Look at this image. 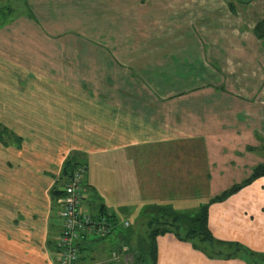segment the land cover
Masks as SVG:
<instances>
[{
  "label": "crops",
  "instance_id": "0c3cea01",
  "mask_svg": "<svg viewBox=\"0 0 264 264\" xmlns=\"http://www.w3.org/2000/svg\"><path fill=\"white\" fill-rule=\"evenodd\" d=\"M167 1L158 0L157 6L169 9L175 4L190 16L188 28L195 31L191 44L199 41V27L214 21L216 14L223 22L238 20L231 21L230 28L244 31L243 39L230 45L233 54L230 47H222V61L210 60V43L202 39L204 50L193 58L196 69L184 63L189 54L180 49L179 65L190 71L186 86L163 82L134 91L132 82L124 80L127 85L122 86L118 76L105 77L107 85L97 79L95 85L84 79L72 84L64 64L62 69L53 63L45 69L25 68L22 63L38 62L39 56L20 46L18 63L11 58L9 63L15 64L10 67L2 62V32L14 29L24 14L0 28V126L9 134V141L0 142V264H59L60 202L65 196L56 191H63L64 169L71 159L86 167L84 213L108 218L114 230L106 239L82 231L79 264H119L120 252L131 253L125 236L131 237L132 227L148 237L149 223L162 221L166 213L194 215L206 205L215 247L174 232L159 233L156 264H264V176L252 180L264 164V38L255 32L264 23V0ZM28 10L29 25L41 23L32 8ZM249 41L258 51L252 65L245 66L252 71L232 73L231 66L240 69L247 57L236 49L237 42L245 46ZM107 58L141 72L136 57L109 54L100 60ZM151 58L140 60L149 63ZM168 58L158 60L161 77L168 76ZM199 67L217 83L191 84L188 77ZM17 68L20 75L15 74ZM231 76L239 80L235 87L228 86ZM96 157L110 160L109 168L97 171L109 172V188H90L88 173ZM184 157L205 159L202 177L196 161ZM121 213L129 217L122 220Z\"/></svg>",
  "mask_w": 264,
  "mask_h": 264
},
{
  "label": "rangeland",
  "instance_id": "374dc122",
  "mask_svg": "<svg viewBox=\"0 0 264 264\" xmlns=\"http://www.w3.org/2000/svg\"><path fill=\"white\" fill-rule=\"evenodd\" d=\"M170 1L175 3L178 0H168L167 3ZM157 3L158 0H0L2 29L12 23L10 21L14 18L24 14V17L14 25V29L10 26V29L13 30L6 27V30L2 32V62L13 66L15 63H9L10 59L14 58L17 61L15 56L18 54V47L20 46L24 48L25 52L39 56L38 62L26 61V63H22L25 68L27 67L28 70L45 69L49 63H53L56 65V69H62L60 66L64 64L70 71L72 84L74 81L76 82V79H84L88 84L95 85L94 82L97 79L99 82H103L102 85H107L105 77L112 80L114 76H118L121 81L123 80L120 85L126 86L127 83L124 80H129L132 82L130 84L132 88L136 86L153 88L164 83L171 87L186 86L189 84L188 81L185 82L187 79L184 78L187 77L188 73L190 74V71L187 73V70H182L179 65L180 61L177 59L180 60V49H183L185 54H189L185 56L184 63L188 67L191 65L196 69L197 62H194L193 58L204 50L202 39H207L210 43L208 52L212 61L214 58L222 61L221 50L224 45L227 48L230 47L233 54L235 48L230 45H235L238 38L243 39L244 31L240 30L238 26L230 28L231 21L238 22V20L230 18V21L223 22L221 15L216 14L214 21L199 27L200 29L197 30L199 41L191 44L189 39L194 37L195 31L188 28L190 16L182 12L181 9L176 10L175 4L171 5L169 9H165L158 7ZM154 4L155 6H153ZM7 8L11 9L14 16L4 11ZM29 8H32L41 23L29 25L31 23L27 16ZM214 22L219 23V25ZM42 25L45 27L43 28ZM247 38H249V34ZM228 39L231 41L229 45ZM22 43L24 45H21ZM236 46V49H241V52L247 57L241 59L240 69L237 66H231V71L239 75H243L242 73L245 72L246 75L248 70L253 69L250 66L246 69L245 66L249 63L252 65V59L258 52L256 44L249 41L245 46H239L237 42ZM109 54L121 59L128 56L136 57L137 62L134 64L140 67L141 72L128 69L129 64L127 62L114 63L108 58L107 61L105 59L100 60V57ZM163 55H167L170 61L166 67L168 75L166 78L161 77L162 70H159L160 62L158 60ZM149 56H152V61L149 63L140 60L143 57L147 59ZM171 56L176 57V59L172 58V62ZM61 58L68 62L60 61ZM19 59L24 61L26 58L19 57ZM197 61L201 63L199 57ZM205 61L203 62L204 66L210 68L211 62L205 63ZM145 63L148 65L146 68ZM19 72L20 70L17 68L15 74L20 75ZM208 74L210 75V73L205 72V69L199 67L188 78L192 79L191 84L193 82L216 84V78L208 76ZM245 77L247 78V76ZM238 81L237 77L231 76L228 86L235 87ZM96 83L98 84V82ZM109 83L108 86H110ZM136 89L137 87L134 91ZM148 95L151 97L150 94ZM2 129L4 130L0 126V140L5 135L2 134ZM141 148L136 149L141 151ZM186 155L187 147L184 148V156ZM184 158L186 161H196L198 175L202 177L205 159L202 157ZM109 166V159L103 160L97 157L92 159L90 173H88L90 188L98 187L100 184L110 187L109 172L97 173L100 167L109 168ZM106 193L109 194L110 192L107 191ZM119 217L125 220L129 216L121 213ZM133 228L130 230L131 237H126V241L134 253L138 252L135 255L131 251L130 254L136 256V264H139L140 261L137 258L140 256L143 260L147 258L151 239L146 236L147 232H134ZM114 238L115 236L112 237V239ZM99 243L104 245L102 240ZM126 253H119L121 257L119 264H126L124 257ZM130 254L128 253L126 256L130 259L128 264L134 261ZM149 263L148 260L141 261V264Z\"/></svg>",
  "mask_w": 264,
  "mask_h": 264
},
{
  "label": "built area",
  "instance_id": "2783aa9c",
  "mask_svg": "<svg viewBox=\"0 0 264 264\" xmlns=\"http://www.w3.org/2000/svg\"><path fill=\"white\" fill-rule=\"evenodd\" d=\"M85 176L86 167L81 166L65 179V198L60 202L63 227L58 240L59 264H78L82 231H88L101 238L113 231V226L106 217L97 219L84 213L83 204L87 198ZM126 224L129 226V223ZM126 260L130 261L128 257Z\"/></svg>",
  "mask_w": 264,
  "mask_h": 264
},
{
  "label": "trees",
  "instance_id": "16d2710c",
  "mask_svg": "<svg viewBox=\"0 0 264 264\" xmlns=\"http://www.w3.org/2000/svg\"><path fill=\"white\" fill-rule=\"evenodd\" d=\"M6 13H10L11 15L14 16L13 12L11 11V9L7 8ZM20 16V15H19ZM19 16H17L16 18H14L12 21H15L16 19L19 18ZM13 18V17H12ZM3 25L0 24V28ZM264 23L260 22L257 26V28L255 29L256 34L261 37L264 38ZM2 134H5L4 137H2V140H0V142H6L9 141V134L8 132L4 129H2ZM8 134V135H7ZM81 166H85L84 164H79V162H77V160L75 159H71L69 160L66 165H65V169H64V174H63V178L67 179V177L69 175H72V173L78 169ZM264 176V164L260 167H258L254 173V175L252 176V180L257 179L259 177ZM239 190V186L236 188H233L231 191L223 194V198L226 196H229L233 193H235L236 191ZM56 193L62 194L63 191H56ZM64 194V193H63ZM165 217H163L162 221H155V222H150L149 224L152 226V229L149 232V238L151 239L150 242V248L147 254V258L146 260H143L142 257L140 256L138 259V261H149V264H156V247H155V237L157 234L159 233H166V232H174L176 233L179 237H181L182 239H191V240H195L197 239L198 241H200L202 244L204 245H209L212 248L215 247V239L214 236L209 228V206L206 205L204 206L202 209H200V211L196 214H168ZM108 219V218H107ZM109 220V219H108ZM110 222V221H109ZM111 223V222H110ZM158 226H155V225ZM114 232V230L106 237H99L100 239H106L107 237H109L112 233ZM130 232V230H129ZM125 237H129L128 235ZM126 239V238H125ZM125 246L127 248L131 247L129 246L128 242L125 240ZM81 243V241H80ZM80 250V247H79ZM130 250V249H129ZM131 251L133 252V249L131 247ZM136 253H138L136 251ZM134 253V254H136ZM80 255V253H79ZM142 255V254H140ZM133 258L135 257L134 255ZM79 260L80 257L78 259V264H79Z\"/></svg>",
  "mask_w": 264,
  "mask_h": 264
}]
</instances>
